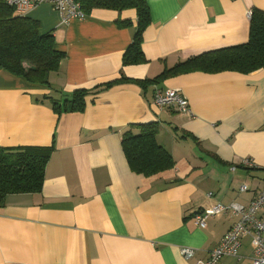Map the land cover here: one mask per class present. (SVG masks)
I'll return each instance as SVG.
<instances>
[{
	"label": "crops",
	"instance_id": "obj_1",
	"mask_svg": "<svg viewBox=\"0 0 264 264\" xmlns=\"http://www.w3.org/2000/svg\"><path fill=\"white\" fill-rule=\"evenodd\" d=\"M148 4L146 60L128 65L135 9L96 8L65 23L43 3L26 15L54 33L66 56L51 86L0 69V147L54 145L43 189L10 194L0 207V264H200L239 216L213 215L202 228L197 214L217 204L248 206L264 189V69L156 80L194 57L246 43L251 11H264V0ZM157 88L179 90L193 115L158 107ZM78 89L89 91L85 109L58 114L54 101ZM148 123L157 124V140L175 162L152 176L133 170L123 147L126 130ZM184 247L195 255L186 258ZM256 248L245 236L239 254L218 264H253Z\"/></svg>",
	"mask_w": 264,
	"mask_h": 264
},
{
	"label": "trees",
	"instance_id": "obj_2",
	"mask_svg": "<svg viewBox=\"0 0 264 264\" xmlns=\"http://www.w3.org/2000/svg\"><path fill=\"white\" fill-rule=\"evenodd\" d=\"M88 15L96 8L122 11L135 9L138 16L133 42L124 53L125 65L146 60L143 49V32L151 23L148 0H76ZM250 35L246 43L207 52L165 70L160 80L168 75L201 70L220 72L226 70L250 73L264 69V11L254 8L250 17ZM120 26L130 22L119 20ZM64 51L56 48L52 31L41 32L39 20L17 14L7 0H0V69L25 78L34 84L51 86L49 75L58 71ZM89 91L78 89L63 102L54 101L58 114L83 111ZM123 133V147L131 168L152 176L174 167L170 152L157 140L155 123L138 124ZM54 150L52 146L0 147V207L7 196L19 193H37L43 189L45 170Z\"/></svg>",
	"mask_w": 264,
	"mask_h": 264
},
{
	"label": "built area",
	"instance_id": "obj_3",
	"mask_svg": "<svg viewBox=\"0 0 264 264\" xmlns=\"http://www.w3.org/2000/svg\"><path fill=\"white\" fill-rule=\"evenodd\" d=\"M7 3L15 9L17 14L24 16L38 5L47 3L62 14L65 23L72 19L83 20L87 17L81 4L76 0H7ZM154 103L160 108L172 107L181 114L193 115L189 99L177 89L157 88ZM244 164L252 165V161L246 159ZM246 189L247 185L241 187V190ZM227 212H233L239 216L238 221L224 235L220 244L210 252L209 257L200 260L199 263L218 264L224 256H237L242 246V239L251 235L257 242L253 264H264V189L255 196L248 206L237 202L217 204L197 214L196 220L202 228H205L210 216ZM182 251L186 258H192L195 255V249L191 247H184Z\"/></svg>",
	"mask_w": 264,
	"mask_h": 264
}]
</instances>
